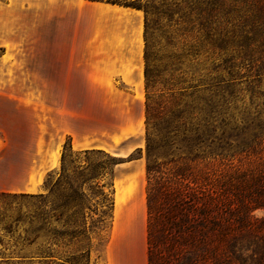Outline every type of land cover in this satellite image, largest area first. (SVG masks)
Here are the masks:
<instances>
[{
    "label": "rangeland",
    "instance_id": "374dc122",
    "mask_svg": "<svg viewBox=\"0 0 264 264\" xmlns=\"http://www.w3.org/2000/svg\"><path fill=\"white\" fill-rule=\"evenodd\" d=\"M164 1L174 4L176 13L170 19L160 17L159 27L175 30L182 22L192 29L202 21L191 9L206 0H157ZM6 3L1 0L0 8ZM2 20L28 36L40 35L39 12L23 11ZM8 32L1 28L0 39ZM169 43L166 34L155 33L152 70L163 71L165 77L183 76V86H191L186 99L197 104L212 99L222 105L221 117L238 127L227 129L222 148L207 150L198 169L223 178L251 167L264 156V75L260 84L257 77L243 76L232 86L226 55L213 50L205 37L197 40L177 32ZM145 48L144 39V80L134 89L120 85L113 75L108 85L102 83L97 61L87 82V63L80 61L86 67L76 70L71 90L40 92L41 65L46 63L40 60V45L6 51L0 44V89H12L0 94V192L17 194L0 203V264H66L72 259L82 264H149ZM241 74L247 75L246 70ZM14 86L21 90L14 92ZM15 96L37 101V107L17 108L9 100ZM40 99L49 105L47 116L40 114ZM118 199L123 202L120 216ZM253 254L243 250L237 264H257Z\"/></svg>",
    "mask_w": 264,
    "mask_h": 264
},
{
    "label": "trees",
    "instance_id": "16d2710c",
    "mask_svg": "<svg viewBox=\"0 0 264 264\" xmlns=\"http://www.w3.org/2000/svg\"><path fill=\"white\" fill-rule=\"evenodd\" d=\"M87 1L145 13L149 264H237L243 250H252L257 264H264V156L223 178L199 170L197 162L207 150L213 145L221 149L227 129L238 127L221 117L222 105L212 99L204 104L186 99L191 86H183L184 77H165L163 71L152 70L150 56L156 32L166 34L168 43L174 33H190L197 40L205 37L213 50L226 55L232 86L243 76L257 77L259 83L264 75V0H206L191 9L202 20L198 25L189 29L180 22L175 30L159 27L158 22L176 13L172 3ZM243 70L247 75L241 74ZM223 100L229 101L226 95ZM65 158L64 153L63 162ZM16 195L0 192V203ZM63 262L82 264L78 259Z\"/></svg>",
    "mask_w": 264,
    "mask_h": 264
},
{
    "label": "crops",
    "instance_id": "0c3cea01",
    "mask_svg": "<svg viewBox=\"0 0 264 264\" xmlns=\"http://www.w3.org/2000/svg\"><path fill=\"white\" fill-rule=\"evenodd\" d=\"M23 11L40 13L38 38L22 33L21 29L16 31V26H11L9 21H1L5 16L9 20ZM143 25L142 10L118 4L87 0H7L5 7L0 8V29L7 27L9 32L7 37L0 39V44L6 51L26 44L40 45V60L46 61L41 65L43 83L38 89L40 92L71 90L76 70L86 67L85 62L81 64L80 61L87 63V82L92 80L90 69L97 61L102 68V83L108 85L107 78L113 75L120 85H131L134 89L144 80ZM13 89L16 92L21 86ZM11 90L0 89V94H9ZM9 100L17 108L37 107V101L21 99L20 96ZM139 106L143 113L142 104ZM38 107L41 116L42 113L47 116L48 103L40 99ZM58 107L61 108L57 104ZM119 201L122 199L117 200V211Z\"/></svg>",
    "mask_w": 264,
    "mask_h": 264
},
{
    "label": "bare ground",
    "instance_id": "6f19581e",
    "mask_svg": "<svg viewBox=\"0 0 264 264\" xmlns=\"http://www.w3.org/2000/svg\"><path fill=\"white\" fill-rule=\"evenodd\" d=\"M123 209V202L122 201H119V203H118V213H119V216L121 215V210Z\"/></svg>",
    "mask_w": 264,
    "mask_h": 264
}]
</instances>
